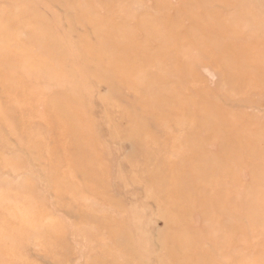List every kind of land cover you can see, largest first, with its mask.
<instances>
[{"label": "rangeland", "instance_id": "1", "mask_svg": "<svg viewBox=\"0 0 264 264\" xmlns=\"http://www.w3.org/2000/svg\"><path fill=\"white\" fill-rule=\"evenodd\" d=\"M0 264H264V0H0Z\"/></svg>", "mask_w": 264, "mask_h": 264}, {"label": "bare ground", "instance_id": "2", "mask_svg": "<svg viewBox=\"0 0 264 264\" xmlns=\"http://www.w3.org/2000/svg\"><path fill=\"white\" fill-rule=\"evenodd\" d=\"M142 77V76H141ZM138 83V82H137Z\"/></svg>", "mask_w": 264, "mask_h": 264}]
</instances>
